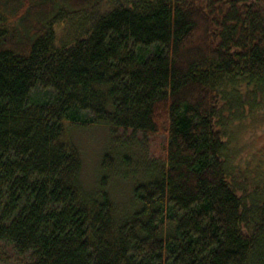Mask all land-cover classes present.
I'll return each instance as SVG.
<instances>
[{"label": "trees", "instance_id": "1", "mask_svg": "<svg viewBox=\"0 0 264 264\" xmlns=\"http://www.w3.org/2000/svg\"><path fill=\"white\" fill-rule=\"evenodd\" d=\"M253 115L264 0H0V264H264V164L231 142ZM99 125L162 144L128 213L113 153L82 182L68 127Z\"/></svg>", "mask_w": 264, "mask_h": 264}, {"label": "rangeland", "instance_id": "2", "mask_svg": "<svg viewBox=\"0 0 264 264\" xmlns=\"http://www.w3.org/2000/svg\"><path fill=\"white\" fill-rule=\"evenodd\" d=\"M68 135L80 151L83 162L82 182L91 193L98 190L104 174L101 168L103 157L107 152L113 153L117 168L110 175L107 189L121 214L128 213L133 207L134 186L143 175L137 179L133 175L129 176L127 172H141L143 165L160 156L162 153L160 140L158 142L137 140L130 149H127L120 147L119 143H113L110 128L103 125L69 126ZM231 142L236 150V162L245 163L251 160L253 165L254 162L264 164V115H253L238 125L231 133ZM123 162L129 167H122Z\"/></svg>", "mask_w": 264, "mask_h": 264}]
</instances>
